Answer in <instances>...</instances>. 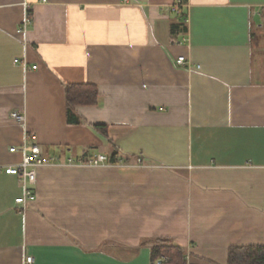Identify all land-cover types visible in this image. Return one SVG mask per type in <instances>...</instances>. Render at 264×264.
<instances>
[{"label": "crops", "instance_id": "crops-1", "mask_svg": "<svg viewBox=\"0 0 264 264\" xmlns=\"http://www.w3.org/2000/svg\"><path fill=\"white\" fill-rule=\"evenodd\" d=\"M27 1L23 34L22 0H0V264H150L157 239L227 264L264 246V0ZM68 84L96 103L68 108ZM24 141L59 162L23 214L3 167ZM113 151L124 164L86 163Z\"/></svg>", "mask_w": 264, "mask_h": 264}, {"label": "built area", "instance_id": "built-area-1", "mask_svg": "<svg viewBox=\"0 0 264 264\" xmlns=\"http://www.w3.org/2000/svg\"><path fill=\"white\" fill-rule=\"evenodd\" d=\"M41 2H47V0H39ZM127 1V0H123ZM22 4L24 6V19L20 26L16 29L17 33H27L28 27L31 23V16H30V4L27 0H22ZM183 0H174L173 4L170 6L173 12H178L179 8L183 6ZM185 23L188 22L187 18L183 19ZM175 63L179 66L186 65V58L183 55L177 56L175 58ZM28 69H36V66L28 67ZM14 119L17 121H23L24 116L22 114L13 113L12 115ZM25 138H28V135H25ZM19 150L22 152V160L18 164L9 165L3 167V170L6 174L14 175L17 177L21 187H22V194L15 198L14 204L18 205V212L25 213L26 209L28 208V204L34 198V187L36 185V174L37 168L46 164V163H58L59 159L57 156H51L45 158L43 155L42 148L39 144H28L24 141V143L19 148H10V151ZM139 161V159H138ZM123 158L117 156L115 158V162L110 163L108 161V157L106 155H96L93 158L87 160V164L90 166H98V165H105V164H112V165H121L124 164ZM161 261L166 260V257L160 258ZM33 258L32 256H27L25 258V264H32Z\"/></svg>", "mask_w": 264, "mask_h": 264}, {"label": "trees", "instance_id": "trees-1", "mask_svg": "<svg viewBox=\"0 0 264 264\" xmlns=\"http://www.w3.org/2000/svg\"><path fill=\"white\" fill-rule=\"evenodd\" d=\"M31 16V13H30ZM183 32L187 31V25L181 23ZM174 26V27H173ZM176 25H172V33L175 34ZM65 95L68 108L77 104H94L96 103L99 93L93 85H65ZM68 121L71 120L68 118ZM94 129L106 135V126L96 124ZM117 152L113 151L108 154V161L115 162ZM142 245L148 246L150 249V264H187V256L185 249L172 243L168 239L146 240ZM166 257L161 261L160 258ZM227 264H264V246L262 245H244L231 246L228 250Z\"/></svg>", "mask_w": 264, "mask_h": 264}]
</instances>
